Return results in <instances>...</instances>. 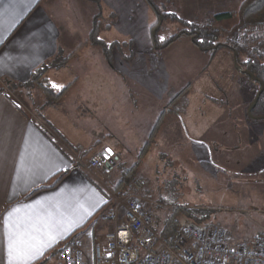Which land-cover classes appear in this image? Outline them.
Segmentation results:
<instances>
[{
	"label": "rangeland",
	"instance_id": "374dc122",
	"mask_svg": "<svg viewBox=\"0 0 264 264\" xmlns=\"http://www.w3.org/2000/svg\"><path fill=\"white\" fill-rule=\"evenodd\" d=\"M152 1L162 17L148 0L62 5L68 25L61 52L48 63L57 68L45 77L57 94L69 89L52 100L39 84L18 88L4 81L0 93L61 141V134L82 142L98 136L106 150L115 151V171L134 169L145 181L147 207L157 228L174 212L181 227L201 226L182 212L189 210L225 228L233 242L264 234V121L248 117L259 84L238 70L231 54L201 52L188 37L155 49L189 25L211 24L224 38L223 32L236 25L244 0ZM223 11L233 19L216 22ZM96 17L101 40L130 44L122 52L115 50L112 63L102 47L91 45ZM252 36L254 43L246 38L240 43H260L264 49V31ZM91 148L87 158L70 154L77 164H87L98 151L96 144ZM100 219L105 221V214ZM109 227L102 235L96 232L101 243L114 231Z\"/></svg>",
	"mask_w": 264,
	"mask_h": 264
},
{
	"label": "crops",
	"instance_id": "0c3cea01",
	"mask_svg": "<svg viewBox=\"0 0 264 264\" xmlns=\"http://www.w3.org/2000/svg\"><path fill=\"white\" fill-rule=\"evenodd\" d=\"M71 2L78 4V0H0V83L24 85L37 69L57 57L68 25L62 5ZM93 137V142H82L61 134L62 142L7 94H0V264H20L15 254L9 256L10 241L18 249L32 246L27 264H62L59 251L81 237L83 246L92 247L84 249L85 261L94 264V248L103 243L96 232L102 235L113 226L100 221L110 208L103 188L105 174L102 170L88 174L73 165L77 158L70 154L77 156L95 144L98 151L93 155L109 151L99 144L98 136ZM114 156L112 151L108 160L112 166ZM63 172L68 175L54 188L33 194Z\"/></svg>",
	"mask_w": 264,
	"mask_h": 264
},
{
	"label": "built area",
	"instance_id": "2783aa9c",
	"mask_svg": "<svg viewBox=\"0 0 264 264\" xmlns=\"http://www.w3.org/2000/svg\"><path fill=\"white\" fill-rule=\"evenodd\" d=\"M80 164L89 174L102 170L107 175L103 188L110 208L105 221L114 226V231L106 235L105 243L94 248V264H264V234L233 242L218 224L184 226L178 240L171 244L158 232L141 177L123 185L120 177L113 185L110 177L115 167L108 161L103 163L101 155ZM121 174L128 175L129 169ZM59 260L62 264H87L82 241H68L59 251Z\"/></svg>",
	"mask_w": 264,
	"mask_h": 264
},
{
	"label": "trees",
	"instance_id": "16d2710c",
	"mask_svg": "<svg viewBox=\"0 0 264 264\" xmlns=\"http://www.w3.org/2000/svg\"><path fill=\"white\" fill-rule=\"evenodd\" d=\"M91 1L97 3L98 5L100 4L99 0H91ZM148 1L150 5L155 9V11L159 14V16L162 17V14L160 13L157 6L153 3V1L152 0H148ZM235 17L237 20L236 25L232 27L230 30L223 32L224 38H222L221 32L218 31L217 29H214L213 25L211 24L189 25L190 28L188 31L182 32V34H179L171 38L168 42H166L164 45L160 47H158V45H155V49L158 51L166 49L172 44H174L176 41L180 40L181 38L188 37L191 39L195 47L198 48L201 52L218 54L221 51H227L231 53L234 56L238 70H242L247 73H250L254 77L258 78L259 81H261L264 84L263 45L258 43L255 46L250 44L249 46H246L245 43V45L243 46L240 43V40H242L243 38L252 41L253 38H249V35L252 36V34H254L256 31H264V0H244L242 4L239 6ZM232 19H233V15L230 12H226L216 15L214 20L220 23L225 20H232ZM101 27H102L101 22L96 17L93 21L92 30L90 32L91 34L90 42L92 46L102 47L107 61L109 63H112L114 60L115 50L122 52L124 48L128 49L130 47V44H121L116 42L112 44L105 43L103 40L99 38ZM127 59L132 60L133 56L128 57ZM51 64L52 66L48 65V63L42 65L32 74L30 81L24 85H17L11 82H7V85L9 86L14 85L19 88V87H32L36 84H39L41 88L49 94L52 100L53 99L58 100L61 98V96L64 95V92L67 91L68 89L65 88L63 89L62 92L57 94L55 92V89L51 86V84L49 82L46 83L47 79L45 75L49 71L57 68L55 64L54 66L53 63ZM248 79L252 83H254L250 78ZM44 83L46 85H44ZM254 84L257 85V83ZM252 115L254 118L258 120H262L264 118V93L260 97L259 102L257 103L255 109L252 112ZM96 146L98 145L96 144ZM93 151H94L93 148L84 151L81 154L82 158H87L89 155L92 154ZM73 165H77V163H73ZM78 165L83 169L80 163ZM123 169H129V168L121 167V169H118L117 171H114L111 174L110 178L113 179V182L116 181V174H119V177L123 178V181L120 183V185H123L124 183H128L130 180L137 177L134 169H129L128 175L121 174ZM104 174L106 179L107 178L106 172H104ZM67 175L68 172L57 174L50 182L51 183L50 186L41 188L35 191L33 194H36L37 192L43 190H49L54 188ZM105 210L106 207L102 209L101 213L104 212ZM182 212L187 214L189 218H192L194 221H196L201 225L206 224V221L208 220V216L203 214L202 212L192 213L189 210H183ZM178 215L179 214L175 212L172 213L171 215H168L167 218L162 222V226L158 228L159 229L158 232L161 234V236L168 239L171 244L175 243L178 240L183 229V227L180 226V223L178 221Z\"/></svg>",
	"mask_w": 264,
	"mask_h": 264
},
{
	"label": "water",
	"instance_id": "95a60500",
	"mask_svg": "<svg viewBox=\"0 0 264 264\" xmlns=\"http://www.w3.org/2000/svg\"><path fill=\"white\" fill-rule=\"evenodd\" d=\"M243 74H244L245 76H247L248 78H250L254 83L259 84V86H260V90H259V92H258V94H257V96H256V98H255V100H254V102L252 103V105L250 106V108H249V110H248V117L251 118V119H253V120H258V119H256V118L253 117L252 112H253V110L255 109L257 103L259 102L260 97H261L262 94L264 93V84H263L261 81H259L258 78L254 77V76L251 75L250 73L243 72ZM262 120L264 121V118H263ZM111 155H112V152H110V151H106V152L102 153V155H101V157H102V162H103V163H106V162L109 160V157H110Z\"/></svg>",
	"mask_w": 264,
	"mask_h": 264
},
{
	"label": "snow or ice",
	"instance_id": "6c2138e0",
	"mask_svg": "<svg viewBox=\"0 0 264 264\" xmlns=\"http://www.w3.org/2000/svg\"><path fill=\"white\" fill-rule=\"evenodd\" d=\"M54 236H49V239H54ZM41 244H43V241H40ZM32 246H28V250L24 249H18L14 247L13 243L10 241L9 243V256L11 257L13 254H15L20 262V264H27V260L29 259V252L31 250Z\"/></svg>",
	"mask_w": 264,
	"mask_h": 264
}]
</instances>
